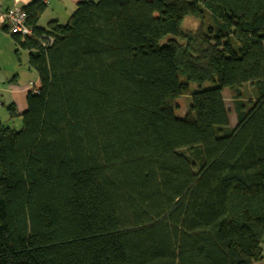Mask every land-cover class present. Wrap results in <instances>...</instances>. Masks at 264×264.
Listing matches in <instances>:
<instances>
[{
	"label": "trees",
	"instance_id": "trees-1",
	"mask_svg": "<svg viewBox=\"0 0 264 264\" xmlns=\"http://www.w3.org/2000/svg\"><path fill=\"white\" fill-rule=\"evenodd\" d=\"M46 7L11 35L39 87L0 103V264L263 260L264 0L85 1L53 32Z\"/></svg>",
	"mask_w": 264,
	"mask_h": 264
},
{
	"label": "crops",
	"instance_id": "crops-1",
	"mask_svg": "<svg viewBox=\"0 0 264 264\" xmlns=\"http://www.w3.org/2000/svg\"><path fill=\"white\" fill-rule=\"evenodd\" d=\"M34 0H0V8L2 10L20 9L30 4ZM46 5L45 11L39 16L37 21V27L44 31H56L62 24L66 23L69 15L74 11L76 5L80 2L92 1V0H42ZM17 50L16 44L13 42L11 35L5 30L4 26L0 24V73L3 71L17 70V58L14 51ZM26 60V66L28 68L27 59L28 53L20 51ZM20 57V55H19ZM25 70V69H24ZM28 74H33L31 69L28 68ZM8 73L0 77V103L5 104V99L8 100V104H14L17 109V94L22 95L23 100L26 93L31 89H38L39 81L36 77L34 82L20 83L19 76ZM36 74V73H35ZM12 75V76H11ZM25 72L22 73V77ZM10 76V77H9ZM9 77V80L7 78ZM20 97V96H19ZM263 250V249H262ZM264 256V251H263ZM256 264H264V259Z\"/></svg>",
	"mask_w": 264,
	"mask_h": 264
},
{
	"label": "rangeland",
	"instance_id": "rangeland-1",
	"mask_svg": "<svg viewBox=\"0 0 264 264\" xmlns=\"http://www.w3.org/2000/svg\"><path fill=\"white\" fill-rule=\"evenodd\" d=\"M95 1L96 0H92L91 2H95ZM63 25L64 24H62L60 28H62ZM198 26H199L198 21L186 18L183 21L181 28L183 30H195ZM60 28L57 30H60ZM19 55H20L19 61H17V64H16L17 70L15 69L13 71L14 72L13 74H12V71H10V72L9 71H6V72L3 71L2 73H0V77L3 76L4 74L8 76V73H11L14 76L17 73V76H19V80H20L19 82L20 83H23V82H25V83L32 82L33 83L34 79L37 77V75L35 74V72H32L33 73L32 75L28 74L29 71H28V68L26 66V60H25L22 53H20ZM167 55H168L169 60H171L172 51L168 50ZM23 72H25V75L22 77ZM9 77L7 78V80H9ZM174 81H175V79H174ZM175 86H176V81H175ZM212 86H213L212 83L207 82V83H204L202 85V88L207 89V88H211ZM196 89H197V87L195 85H189V91L190 92H193ZM31 90H35V89L33 88ZM240 91L242 93L244 101H252L254 99V92L249 85L242 86ZM21 96H22L21 94L20 95L17 94V111L19 113H22L26 110L25 98H24V100H23V97H22V99H19V98H21ZM222 97H223L225 108L228 111V117H229L230 125L234 127L235 126V116H234L232 102H231L230 94H229L228 90H223ZM4 100H5L4 101L5 105H7L8 100L5 98H4ZM189 102H190V97H188L187 95L177 97V99L175 100V116L177 118H181L183 116V114L185 113V111L187 109ZM0 119L2 121H8L7 115H6L3 108H0ZM8 125L12 126L16 130H19L21 128V119L20 118L13 119L12 121L9 122ZM261 247L264 251V242L261 245Z\"/></svg>",
	"mask_w": 264,
	"mask_h": 264
},
{
	"label": "built area",
	"instance_id": "built-area-1",
	"mask_svg": "<svg viewBox=\"0 0 264 264\" xmlns=\"http://www.w3.org/2000/svg\"><path fill=\"white\" fill-rule=\"evenodd\" d=\"M26 15L20 9L2 10L0 8V24L8 28L9 35H19L21 38L33 37L32 29L25 24ZM53 38L51 36H42L40 45L46 48L51 45Z\"/></svg>",
	"mask_w": 264,
	"mask_h": 264
}]
</instances>
